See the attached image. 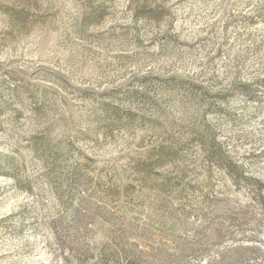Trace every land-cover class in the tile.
Returning a JSON list of instances; mask_svg holds the SVG:
<instances>
[{
    "label": "rangeland",
    "instance_id": "rangeland-1",
    "mask_svg": "<svg viewBox=\"0 0 264 264\" xmlns=\"http://www.w3.org/2000/svg\"><path fill=\"white\" fill-rule=\"evenodd\" d=\"M0 264H264V0H0Z\"/></svg>",
    "mask_w": 264,
    "mask_h": 264
}]
</instances>
